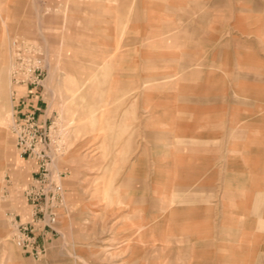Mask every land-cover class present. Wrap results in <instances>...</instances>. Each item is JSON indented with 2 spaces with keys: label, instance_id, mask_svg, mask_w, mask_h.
I'll use <instances>...</instances> for the list:
<instances>
[{
  "label": "rangeland",
  "instance_id": "rangeland-1",
  "mask_svg": "<svg viewBox=\"0 0 264 264\" xmlns=\"http://www.w3.org/2000/svg\"><path fill=\"white\" fill-rule=\"evenodd\" d=\"M259 3L264 11V0ZM228 4L0 0V264H112L126 254L129 244L120 240V227L128 221L119 186L145 142L143 125L152 93L171 82L154 80L175 72L159 66L160 54L200 65L211 53L206 42L221 31L232 42L239 36L253 39L242 35L240 27L253 30L260 20L250 18L239 2L230 9L224 6ZM195 20L200 30L192 40ZM215 24L226 28L214 35ZM184 29L188 35H179ZM14 41L24 57L42 62L40 86L16 83ZM144 76L150 81L144 82ZM53 79L60 82L52 84ZM144 91L151 94L147 103ZM47 101L65 144L52 172L66 189L67 209L56 232L40 238L43 254L36 259L17 238V226L31 221L25 191L35 163L19 156L12 124L20 107L38 110Z\"/></svg>",
  "mask_w": 264,
  "mask_h": 264
},
{
  "label": "crops",
  "instance_id": "crops-1",
  "mask_svg": "<svg viewBox=\"0 0 264 264\" xmlns=\"http://www.w3.org/2000/svg\"><path fill=\"white\" fill-rule=\"evenodd\" d=\"M210 1L239 2L260 20L240 27L254 38L232 42L215 24L220 35L206 42L211 53L200 65L160 54L159 66L175 72L154 80L171 82L152 93L145 142L120 182L128 221L120 240L129 245L112 264H264V11L260 0ZM47 103L36 107L40 119L54 120Z\"/></svg>",
  "mask_w": 264,
  "mask_h": 264
},
{
  "label": "built area",
  "instance_id": "built-area-1",
  "mask_svg": "<svg viewBox=\"0 0 264 264\" xmlns=\"http://www.w3.org/2000/svg\"><path fill=\"white\" fill-rule=\"evenodd\" d=\"M15 53V81L18 84L41 85L43 65L24 57L17 41L13 42ZM15 146L21 158L35 163L33 181L25 196L31 207V221L19 224L18 245L34 258H40L43 247L40 238L56 232L61 213L66 210L65 188L52 168L63 155L65 144L55 120H41L36 109H29L12 124Z\"/></svg>",
  "mask_w": 264,
  "mask_h": 264
}]
</instances>
